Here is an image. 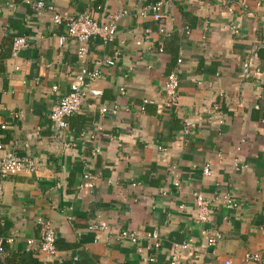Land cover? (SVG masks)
Here are the masks:
<instances>
[{"label":"crops","instance_id":"crops-1","mask_svg":"<svg viewBox=\"0 0 264 264\" xmlns=\"http://www.w3.org/2000/svg\"><path fill=\"white\" fill-rule=\"evenodd\" d=\"M34 1L0 0V119L7 123L0 144L39 134L30 145L35 171L0 178V264H165L183 241L195 249L181 251L182 264H264L244 261L246 252L264 257V0H45L64 15L89 11L102 23L126 11L111 43L88 45L89 69L120 51L114 65L100 66L95 107L85 100L55 137L49 112L82 64L75 41L58 43L66 24L35 11ZM157 1L165 36L151 14H139ZM19 36L28 46L12 56ZM173 70L178 108L164 104ZM102 104L114 112L101 114ZM236 160L246 166L235 169ZM84 173L91 187L81 186ZM195 192H228L237 203L213 206L208 226L221 238L212 245L193 218ZM39 218L56 232L54 255L28 245L39 237ZM101 221L135 232L137 242L88 228ZM152 230L158 249L146 236Z\"/></svg>","mask_w":264,"mask_h":264},{"label":"built area","instance_id":"built-area-1","mask_svg":"<svg viewBox=\"0 0 264 264\" xmlns=\"http://www.w3.org/2000/svg\"><path fill=\"white\" fill-rule=\"evenodd\" d=\"M161 1L148 4L143 7L139 14L141 17H146L151 14L153 19L158 24V33L165 36L167 30L164 28L163 21L165 15L162 10ZM32 8L35 11L46 10L51 13L52 20L55 24L65 23L66 31L63 34L57 36L59 44L64 43L67 39H71L78 44L77 57L81 62L82 66L78 70L73 81L69 85V90L62 95L58 101L51 107L49 112V119L53 126V137L57 136L59 132L68 128V118L73 114L77 113L80 109L81 104L87 100V107L93 108L96 105L95 98L101 95V90L94 86L95 79L100 74L101 65H114L116 60L120 56L119 50H114L109 56L98 59L92 69H89L86 65V55L88 52V45L92 39L98 38L104 44L111 43L116 34V22L121 18L126 11H119L116 13H110L107 15V22L97 21L89 11L83 12L79 15H64L56 9V7L45 0H36L32 3ZM240 30V25L234 23L230 25V31L232 34H237ZM146 33H151L150 28L145 29ZM140 43V41H137ZM28 46V42L25 37H15L12 42V56H16L19 51ZM162 50L161 48L159 49ZM180 61V60H179ZM178 88H179V76L175 70L169 72L164 81V93H165V106L168 107H179L178 101ZM116 107H113L115 110ZM99 112L103 115H111L114 111L110 110L108 106L102 104L99 106ZM6 121L0 119V129L6 128ZM100 128V127H99ZM188 129L185 128V132ZM83 134V133H82ZM39 138L38 131L25 140H12L8 144H0V149L3 151L0 155V178H5L9 175L17 174L21 171L34 172L36 169V162L33 155L30 152L31 139ZM64 147L72 146L70 142H64ZM239 149V147L237 148ZM235 169L245 167V164L237 162L234 164ZM203 174L210 176L212 170L208 162L203 164ZM92 175L90 173L83 174V181L81 186L91 187L92 186ZM3 195V186L0 181V199ZM194 196V211L193 218L202 225V236L206 239L207 245H212L221 238V234L212 231L211 227L208 226L211 220L212 208L214 205L221 204L227 209H232L237 206L236 201L228 192H220L215 194L213 197L204 196L200 192H195ZM90 230L95 232H106L108 236L114 241H129L131 243L137 242V235L135 232L127 229H111L108 223L101 221L90 224L88 226ZM38 230L39 237L28 240V245L37 244L38 249L41 253L46 255H54L57 253L56 246V232L51 226L50 222L44 218L38 219ZM147 238L152 241L154 248L158 249L161 246L160 236L157 230L147 232ZM195 245L191 242L183 241L174 245L165 264H182L181 251H193ZM4 246L0 239V260H3ZM153 257L144 258L143 261L148 263L153 261ZM244 261L246 262H263L264 257L259 252H246L244 255ZM225 264H230L226 261Z\"/></svg>","mask_w":264,"mask_h":264},{"label":"trees","instance_id":"trees-1","mask_svg":"<svg viewBox=\"0 0 264 264\" xmlns=\"http://www.w3.org/2000/svg\"><path fill=\"white\" fill-rule=\"evenodd\" d=\"M0 262H1V260H0Z\"/></svg>","mask_w":264,"mask_h":264}]
</instances>
